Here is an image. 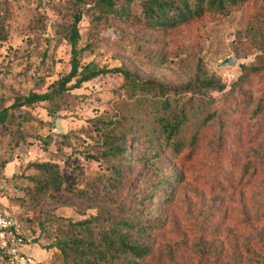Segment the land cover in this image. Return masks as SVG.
I'll return each instance as SVG.
<instances>
[{
  "label": "rangeland",
  "instance_id": "374dc122",
  "mask_svg": "<svg viewBox=\"0 0 264 264\" xmlns=\"http://www.w3.org/2000/svg\"><path fill=\"white\" fill-rule=\"evenodd\" d=\"M93 1L86 0L79 24L82 65L125 67L172 86L201 74L225 88L205 93L217 115L197 146L174 153L132 133L125 164L107 155L94 121L118 113L138 120L120 73L102 74L53 101L13 108L0 124V163L6 162L0 201L29 228L34 264H64L58 243L129 215L151 228L135 235L151 249L141 264H264V71L232 89L244 65L264 67V0L168 30L139 17L100 16ZM3 3L0 110L19 96L48 91L70 71L66 33L75 8V0ZM228 56L237 63L220 67ZM35 161L57 162L67 188L37 192L29 166ZM113 167H124L117 187L107 183Z\"/></svg>",
  "mask_w": 264,
  "mask_h": 264
},
{
  "label": "trees",
  "instance_id": "16d2710c",
  "mask_svg": "<svg viewBox=\"0 0 264 264\" xmlns=\"http://www.w3.org/2000/svg\"><path fill=\"white\" fill-rule=\"evenodd\" d=\"M250 0H94L93 7L98 14H116L126 17H139L149 27L164 30L174 29L206 13L226 14L234 7ZM0 0V10L3 7ZM86 0H75V8L70 18L66 37L71 45V69L56 79L46 92H31L19 96L11 106L0 110V124H7L12 109L32 106L39 102L53 101L65 96L71 89L79 88L84 82L102 74L120 73L125 97L133 106L132 121L129 114H115L109 119L99 116L94 121L105 134L109 157L125 164L131 161L127 140L132 133L147 141H162L174 153L197 146L206 125L217 115V107L206 100L205 93L223 90L225 84L215 78L198 74L182 86H172L163 81L146 78L125 67L92 68V63L81 64L79 24L83 18ZM136 6L138 13L133 12ZM7 39L4 18L0 15V41ZM264 71L260 66H243V74L233 84L241 90L250 75ZM189 95V96H187ZM187 97V98H186ZM6 162H1L4 168ZM36 171L30 175L37 192L43 193L52 188L60 192L67 188L60 166L54 161H35L29 164ZM107 183L117 187L123 179L124 167L111 169ZM85 195V192H79ZM12 210V209H11ZM128 214V213H127ZM130 214V213H129ZM128 214V215H129ZM24 223V222H23ZM25 225V223H24ZM26 229L29 228L25 225ZM151 232L147 225H141L131 215L114 223L88 232L74 241L58 243L64 264H141L150 254V246L139 241L135 235ZM31 234V233H30Z\"/></svg>",
  "mask_w": 264,
  "mask_h": 264
},
{
  "label": "built area",
  "instance_id": "2783aa9c",
  "mask_svg": "<svg viewBox=\"0 0 264 264\" xmlns=\"http://www.w3.org/2000/svg\"><path fill=\"white\" fill-rule=\"evenodd\" d=\"M33 244L22 219L0 201V262L34 264Z\"/></svg>",
  "mask_w": 264,
  "mask_h": 264
},
{
  "label": "water",
  "instance_id": "95a60500",
  "mask_svg": "<svg viewBox=\"0 0 264 264\" xmlns=\"http://www.w3.org/2000/svg\"><path fill=\"white\" fill-rule=\"evenodd\" d=\"M237 61L233 59L231 56L226 57L220 64V67H226L230 65H235Z\"/></svg>",
  "mask_w": 264,
  "mask_h": 264
}]
</instances>
